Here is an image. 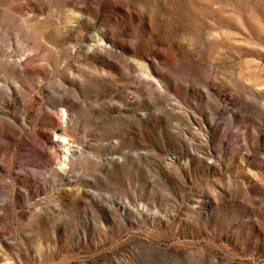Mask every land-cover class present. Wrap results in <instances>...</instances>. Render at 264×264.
Wrapping results in <instances>:
<instances>
[{"label": "rangeland", "instance_id": "1", "mask_svg": "<svg viewBox=\"0 0 264 264\" xmlns=\"http://www.w3.org/2000/svg\"><path fill=\"white\" fill-rule=\"evenodd\" d=\"M0 264H264V0H0Z\"/></svg>", "mask_w": 264, "mask_h": 264}]
</instances>
